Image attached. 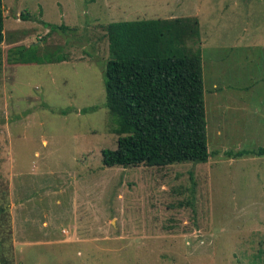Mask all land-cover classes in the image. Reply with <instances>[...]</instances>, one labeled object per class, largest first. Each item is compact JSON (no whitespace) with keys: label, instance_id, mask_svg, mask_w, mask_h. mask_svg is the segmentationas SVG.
Listing matches in <instances>:
<instances>
[{"label":"rangeland","instance_id":"1","mask_svg":"<svg viewBox=\"0 0 264 264\" xmlns=\"http://www.w3.org/2000/svg\"><path fill=\"white\" fill-rule=\"evenodd\" d=\"M3 5L0 264H264V157L226 155L264 148V0ZM194 16L212 159L105 167L104 27ZM20 47L67 61L17 64Z\"/></svg>","mask_w":264,"mask_h":264},{"label":"trees","instance_id":"2","mask_svg":"<svg viewBox=\"0 0 264 264\" xmlns=\"http://www.w3.org/2000/svg\"><path fill=\"white\" fill-rule=\"evenodd\" d=\"M0 0V48L5 41ZM66 27H53L51 31ZM109 59L103 73L106 108L117 125V149L102 151L108 168H161L206 164L212 157L198 17L144 19L104 27ZM20 47L17 64L64 63L67 56H41ZM87 110H84L86 112ZM264 157V148L226 153Z\"/></svg>","mask_w":264,"mask_h":264}]
</instances>
